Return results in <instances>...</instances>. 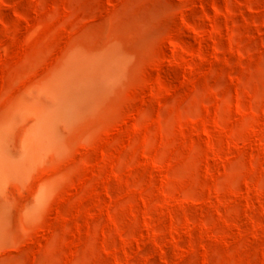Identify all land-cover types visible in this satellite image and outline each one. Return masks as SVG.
<instances>
[{
	"label": "rangeland",
	"instance_id": "rangeland-1",
	"mask_svg": "<svg viewBox=\"0 0 264 264\" xmlns=\"http://www.w3.org/2000/svg\"><path fill=\"white\" fill-rule=\"evenodd\" d=\"M13 1L0 264H264V0ZM112 54L48 123L65 70Z\"/></svg>",
	"mask_w": 264,
	"mask_h": 264
},
{
	"label": "bare ground",
	"instance_id": "bare-ground-1",
	"mask_svg": "<svg viewBox=\"0 0 264 264\" xmlns=\"http://www.w3.org/2000/svg\"><path fill=\"white\" fill-rule=\"evenodd\" d=\"M9 1L12 4L15 3L13 0ZM111 56L107 58L103 56L101 58L106 61H98L97 63L95 59L78 57L77 61L65 70L61 78L63 85L59 86L56 92L50 94L49 101L42 103L50 113L45 119L48 123H51L50 116L67 118L78 111L87 103L88 97L94 95L108 81L118 67L114 54ZM0 132L5 134L7 131L2 129ZM33 136L35 137V135ZM6 156L7 154L5 155L0 150V191L3 190L4 183L9 178L17 176L15 174L19 167V163L9 157L7 159ZM1 206L6 207L4 200L1 201Z\"/></svg>",
	"mask_w": 264,
	"mask_h": 264
}]
</instances>
